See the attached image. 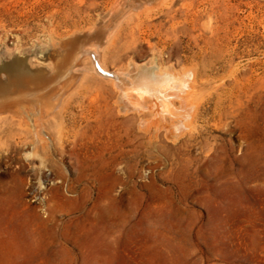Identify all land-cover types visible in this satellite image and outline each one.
Returning a JSON list of instances; mask_svg holds the SVG:
<instances>
[{"label": "rangeland", "instance_id": "374dc122", "mask_svg": "<svg viewBox=\"0 0 264 264\" xmlns=\"http://www.w3.org/2000/svg\"><path fill=\"white\" fill-rule=\"evenodd\" d=\"M115 1L0 0V61L48 62L52 39ZM103 57L110 73L192 71L174 123L189 129L174 140L162 112L124 114L94 75L38 144L1 121L0 264H264V0H171L127 19Z\"/></svg>", "mask_w": 264, "mask_h": 264}, {"label": "bare ground", "instance_id": "6f19581e", "mask_svg": "<svg viewBox=\"0 0 264 264\" xmlns=\"http://www.w3.org/2000/svg\"><path fill=\"white\" fill-rule=\"evenodd\" d=\"M170 1L116 0L107 17L93 28L75 31L59 41L52 39L53 53L48 62L33 64L24 53H14L8 60L0 61V122L31 133L38 144L37 136L42 134L44 123L55 120L67 96L79 88L86 75H94L114 84L124 114L152 110L160 118L162 112L161 121L170 138L179 139L189 128L174 123L181 114L188 119L193 109V72L181 73L159 65L149 69L143 63L131 72L110 73L103 57L127 19L151 13ZM176 105L187 108L180 111Z\"/></svg>", "mask_w": 264, "mask_h": 264}, {"label": "water", "instance_id": "95a60500", "mask_svg": "<svg viewBox=\"0 0 264 264\" xmlns=\"http://www.w3.org/2000/svg\"><path fill=\"white\" fill-rule=\"evenodd\" d=\"M106 74H107V76L111 75L110 73H106Z\"/></svg>", "mask_w": 264, "mask_h": 264}]
</instances>
